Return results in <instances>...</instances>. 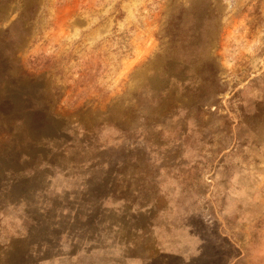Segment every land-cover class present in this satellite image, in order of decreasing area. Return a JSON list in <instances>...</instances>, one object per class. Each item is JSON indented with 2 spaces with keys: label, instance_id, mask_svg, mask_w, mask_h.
I'll use <instances>...</instances> for the list:
<instances>
[{
  "label": "rangeland",
  "instance_id": "1",
  "mask_svg": "<svg viewBox=\"0 0 264 264\" xmlns=\"http://www.w3.org/2000/svg\"><path fill=\"white\" fill-rule=\"evenodd\" d=\"M0 264H264V0H0Z\"/></svg>",
  "mask_w": 264,
  "mask_h": 264
},
{
  "label": "trees",
  "instance_id": "2",
  "mask_svg": "<svg viewBox=\"0 0 264 264\" xmlns=\"http://www.w3.org/2000/svg\"><path fill=\"white\" fill-rule=\"evenodd\" d=\"M6 122L9 123L10 122V119L6 118ZM12 124H14V123L12 122Z\"/></svg>",
  "mask_w": 264,
  "mask_h": 264
}]
</instances>
